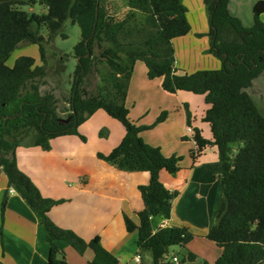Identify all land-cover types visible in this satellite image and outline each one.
Wrapping results in <instances>:
<instances>
[{
  "label": "trees",
  "instance_id": "trees-1",
  "mask_svg": "<svg viewBox=\"0 0 264 264\" xmlns=\"http://www.w3.org/2000/svg\"><path fill=\"white\" fill-rule=\"evenodd\" d=\"M229 1L202 0L208 25L207 53L220 61V69L188 74L175 67L172 44L191 29L182 0H125L127 9L122 18L110 15L108 0H0V174L7 178L1 223L8 190L14 188L40 218L49 245L48 264H67L59 242L80 255L91 251L88 264H118L101 246L98 236L86 242L50 220L48 212L59 202L41 196L19 170L15 155L20 146L49 150L50 141L61 136H76L85 142L78 127L97 110H103L125 130L119 144L107 155L97 153V158L123 171L146 172L149 176L148 183L137 188L143 204L137 213L138 224L124 216L127 232L137 231L140 253H149L151 264H172L166 259L169 248L185 249L193 239L186 229L165 227L153 232L151 227L152 218L166 220L171 216L177 193L163 186L159 173H177L181 157H165L158 147L146 144L140 133L147 127L128 119L125 99L136 60L144 62L149 79L162 78L164 91L202 96L207 106L202 122L208 125L210 138L192 128L195 148L190 157L196 164L207 149L214 147L221 165L220 203L206 235L221 249L213 264H264V116L245 91L264 75V0L254 4L249 28L230 14ZM36 4L45 12L22 10ZM67 19L77 23L80 40L74 47L76 66L67 100L69 114L61 118L58 100L51 93L40 92L39 80L47 71L44 44ZM42 28L48 31L47 41L40 34ZM231 30L239 36L237 40L229 39ZM23 43L38 46L40 63L23 55L9 67L6 62L10 54ZM96 49L98 55L94 54ZM93 69L102 85L97 94L88 95L81 90V83ZM192 122L188 113L189 128ZM195 258L187 252L181 261L194 264Z\"/></svg>",
  "mask_w": 264,
  "mask_h": 264
},
{
  "label": "crops",
  "instance_id": "crops-1",
  "mask_svg": "<svg viewBox=\"0 0 264 264\" xmlns=\"http://www.w3.org/2000/svg\"><path fill=\"white\" fill-rule=\"evenodd\" d=\"M182 3L187 8L186 16L191 30L176 39L187 38L193 30L189 20L190 10L184 0ZM261 18L264 19V14ZM176 39L172 41L173 45ZM175 67L186 71L180 69L177 58ZM181 93L176 94L179 96ZM186 98L182 97L181 101L188 100V106H193L191 100L196 97L187 95ZM200 107L199 112L195 110L192 114L191 130L198 128L202 136L209 139L208 125L202 122L207 106L203 103ZM186 129L187 126L181 128V136L183 140L187 138L191 141L193 150L195 143ZM124 134H120L117 145ZM86 143L76 136H61L50 141L47 151L37 146H20L16 150L17 166L30 178L43 198L59 202L48 212V217L55 225L74 232L86 242L98 236L101 246L117 259L118 264L132 263L135 255L140 256V264H151L149 253L139 251L137 231L127 232L124 223L126 216L138 224L137 213L143 209V204L137 188L148 183V173L123 171L115 164L98 159L97 152L85 156ZM72 147L77 151H71ZM208 150L213 152L211 158L206 155ZM101 154L107 155L108 152ZM179 167L174 175L165 171L159 173V181L177 196L172 201L170 218H152V230L155 232L159 228L172 227L186 229L192 235L193 239L186 248L175 247L172 254L166 255L167 260L171 256L183 258L187 252H191L196 257L194 264H213L220 256L221 249L207 240L206 235L219 206H216L215 195L220 194L221 198V165L216 149H207L196 164L191 160L185 165L179 163ZM6 190L7 178L1 173L0 207ZM0 230L2 264H48L49 245L40 218L14 188L8 190L3 223L0 211ZM58 246L67 264H88L93 257L89 250L80 255L63 242H59Z\"/></svg>",
  "mask_w": 264,
  "mask_h": 264
},
{
  "label": "rangeland",
  "instance_id": "rangeland-1",
  "mask_svg": "<svg viewBox=\"0 0 264 264\" xmlns=\"http://www.w3.org/2000/svg\"><path fill=\"white\" fill-rule=\"evenodd\" d=\"M257 1L259 0H230L228 9L233 17L240 20L243 27L249 28L253 25L252 8ZM184 4L190 10L189 20L193 30L187 38L174 41V58H177L180 69L184 68V70L191 73L200 70L220 69V61L207 53L209 42L205 35L208 31V25L202 0H184ZM108 6L110 15L112 14L118 18H122L127 9L125 0H108ZM22 10L39 14L45 12L38 4L31 8L24 7ZM261 21L264 23L263 18H261ZM195 32L201 33V36H198L199 33L194 36ZM40 34L47 41L48 31L45 28L41 29ZM228 37L230 40L239 38L233 30L228 32ZM79 40L80 30L77 23L74 20L67 19L54 37L44 44L47 71L46 76L39 80L40 92L42 94L51 93L55 96L58 100L57 109L61 118H65L69 114L67 100L70 97L76 66L74 47ZM98 53L97 49L94 50L95 55H98ZM23 55L34 57L38 60L37 64L40 63L38 46L23 43L10 54L6 64L9 67L13 66L15 60ZM101 85L100 78L93 69L91 73L83 78L81 90L85 89L88 95H95ZM161 85V77L149 79L144 62L141 60L135 61L125 99L128 119L137 126L147 127L140 133L146 144L158 147L165 157L175 154L180 156L181 160L179 163H182V165L191 163L190 152L192 144L187 138L183 140L181 128L183 129L184 126H187L188 113L192 115L195 110H198L197 112L201 110L200 106H203L204 103L202 101L203 97L186 92H182L179 96L176 93L171 94L164 91ZM245 91L251 96L257 109L264 116V75L257 77L253 81L252 86ZM187 95L196 97L191 100L193 104L191 107L188 106V100L181 101L182 97L188 99L186 98ZM86 121L83 123L84 125L79 126L80 128L78 127L79 134L85 138V142L87 141L84 146L87 152L84 154L85 156H89L93 152L109 153L117 146L121 138L120 134L125 133L122 125L109 117L103 110H97ZM187 128L189 127L187 126ZM189 134H191L189 136L193 140V132ZM78 139L80 140V138ZM237 146L238 144L234 145L235 148ZM71 151H77V149L72 147ZM206 153L208 158L213 155L210 150ZM88 164L90 165V161H88ZM220 186H218L219 189ZM215 202L216 206H218L220 194L215 195ZM174 250L175 247H170L168 254H172Z\"/></svg>",
  "mask_w": 264,
  "mask_h": 264
},
{
  "label": "built area",
  "instance_id": "built-area-1",
  "mask_svg": "<svg viewBox=\"0 0 264 264\" xmlns=\"http://www.w3.org/2000/svg\"><path fill=\"white\" fill-rule=\"evenodd\" d=\"M186 131H187V133L192 132L191 128H187ZM10 193H12V191H10ZM169 261H171L172 264H183L181 261V258L178 256H171ZM140 262H141L140 256L135 255L132 259V263H130V264H140Z\"/></svg>",
  "mask_w": 264,
  "mask_h": 264
}]
</instances>
